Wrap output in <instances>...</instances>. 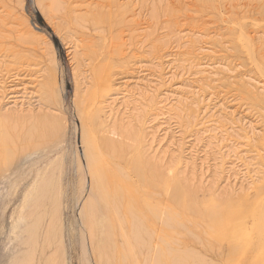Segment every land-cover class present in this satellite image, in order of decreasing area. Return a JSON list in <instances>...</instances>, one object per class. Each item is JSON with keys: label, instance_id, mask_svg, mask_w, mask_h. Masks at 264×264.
<instances>
[{"label": "rangeland", "instance_id": "1", "mask_svg": "<svg viewBox=\"0 0 264 264\" xmlns=\"http://www.w3.org/2000/svg\"><path fill=\"white\" fill-rule=\"evenodd\" d=\"M123 1L128 0H56V7L50 10L49 0H38L37 2L35 0H0V58L6 62L5 67L0 69V80L4 81L5 79L9 88L10 85L19 84L14 81L15 78L39 72L37 74L39 79L33 84L32 82L27 84V93L23 97L24 113L17 114L13 104H10V101L7 102L10 97L5 100L2 106L3 110L0 112V120L7 130L3 145L11 157L15 156L14 170L17 171L21 168L20 157L23 154L35 151L42 154L41 158L45 165L49 162L62 161L64 192L61 198L63 207L60 220L63 229H60L61 232L57 233V240L55 238L53 242L58 245L57 248L61 245L64 247L61 248L66 253L67 264H80L82 251L81 239L78 236L80 227L78 209L83 205L86 192L84 196L80 195L81 180L76 169L80 163L83 166L86 165L81 137L84 125L88 128L90 126L89 129L92 133H95L94 135L98 139L100 138L97 145L100 148V150L97 148L99 168L105 175L109 172V183L112 186L110 191L118 190L120 194H123L127 189H131L140 202L138 207L144 211V214L150 207L160 208L164 205L178 209L177 211L180 210L178 212L179 222L169 220L170 235H164V238L171 240L168 243L174 251L186 252L188 261L185 258V262L187 261V264H240L243 247L239 246H243L246 242L244 241V228L250 221L251 212L249 211H253L264 200V97L251 94L242 87L240 81L242 75L264 81V68H262L264 67V45L256 40L249 50L243 41L244 34L249 37L258 34L264 40V0H235L231 4L226 3L225 0H220L221 3L219 0H215L216 3L211 2L214 0H203L191 6L187 4V8L184 9L189 7L188 13L181 10L182 7H178L181 11L178 9L176 12V0L168 1L169 4L160 3L159 0H141L146 3L143 6L140 5L139 11L142 8L141 11L146 16L144 26L146 28L149 26L147 32L149 35L152 34L148 36V39H144L147 40L144 44L146 53L149 52L150 56H153L151 49L158 45L157 41L160 37L162 39L163 36H166L167 40H162V42H170L174 47L177 45L175 38L179 30L183 29L188 32L197 28V30L205 32V40L220 52L218 61H221L226 68L233 72L222 74L219 70L215 71L221 77L214 76L213 78L215 80L219 78L220 81L211 85V90L218 97L215 103L224 104L229 111L233 112L234 118L231 121L236 134L232 133V136L230 134L231 137L229 134L224 135V138L229 137L231 142L225 140L217 148L213 146L212 150L206 147L207 139L199 144L200 147L198 146L194 154L197 170V179L195 180H191L190 172L186 173L184 165L177 160V169L173 175L178 183L181 182L182 189L188 180L191 183L189 186L193 187L190 190L187 189L188 186L184 189L186 194L193 192L185 198V204H188L187 207L190 208L187 210L178 206L177 201H173L174 194L173 190L170 192V185L158 183V186H147L131 169V156L135 154L136 150H141L144 157L142 160H145V155H152V150L159 148L155 143L153 149L146 150L149 147L146 142L148 139H145V132L142 131L141 125L137 126L133 123L136 125L134 133L138 134L139 139H142L140 143L139 141L138 143L125 141L131 146L117 144L116 148H111L102 141L104 137L101 136L104 135V128L109 124L108 112L103 109L104 102H108L115 96L117 87L126 77L132 76L127 72L128 67L125 66L126 60L130 56V51L126 53V50L133 42L132 31H129L132 25L129 24L131 19L128 12H124V8L119 6V3H123ZM172 6L176 7L175 10ZM152 14L155 16L153 21ZM186 15L188 18H183ZM167 37H171L170 41ZM74 40L79 41L82 48L81 53L76 56L71 49ZM151 45L154 47L152 48ZM124 48L126 49L123 51L124 55L127 56L125 61L121 59L120 54ZM146 55L149 57L148 53ZM253 61L257 62L256 65ZM176 73H180V75H176L171 87H169L170 85H159L162 89H157V91L159 90L158 93H161V97H163L162 95L166 97L167 94L175 104L173 107H168L169 109L172 107L171 112H169L170 110H164V112H167L165 115L169 124L167 127L169 126L171 133L175 136L174 146H171V150L175 157L184 161L189 157V144L184 146L182 144L191 140L187 138L191 132H196V121L194 120L196 109L192 105V101L194 103L198 99L192 95V89L205 81L202 80L199 83L201 76L194 75L187 70H177ZM12 80L13 82H11ZM157 88L159 87L157 86ZM163 91L164 94H162ZM172 102L171 105H174ZM145 105L146 102H143L140 106V114H142L141 110L145 115L147 111L149 113L150 107L148 109L145 107V109ZM30 109L33 113L28 111ZM136 113L138 111H132L129 118L134 119L133 116ZM45 116L49 117L50 122L45 119ZM33 117L35 120L32 119ZM23 119H25L24 122ZM127 120L129 119L125 121ZM239 120L243 121L242 124ZM36 122L40 123L36 125ZM116 123L122 125L120 122ZM245 123L251 124L255 128L253 133L245 129ZM13 134L15 139L12 137ZM162 134L163 132L160 135ZM57 141L60 142V152L54 147ZM162 145L161 150L168 148L170 146L168 139ZM180 145L183 146L180 147L182 150L179 148ZM223 145H229L225 149L226 151L234 149L237 156L241 151L242 155L246 158L249 157L248 160L256 162L254 163L256 169L250 166L249 168L245 166L246 169L245 167L241 168V173H246L247 181L243 180L245 179L244 174L238 173L239 177L235 180L236 185H234L232 193L228 191L230 183L227 185L222 180H215L214 176V164L217 163L215 158L223 156L225 151L220 150ZM200 166L203 167L202 170ZM36 170L34 163L30 162L24 172H20L15 177L14 181L18 183L17 192L16 189H12L9 197L6 186H0L2 193H0V197H2L0 201V246H3L0 247L2 251L0 254L2 253V256H5L6 251L12 245L8 231L12 226V221L17 218L23 204L27 183L32 180V175L36 173ZM202 173L204 174L201 180L199 178ZM141 174L147 176L144 171L140 172V176ZM88 183L89 176H87L86 189H88ZM248 184H250L249 189L247 188ZM226 192L229 193L227 197L225 196ZM188 196L189 198L193 196V199L192 197L189 199L191 203L187 201ZM212 204H217L220 208L221 222H218V219L217 222L209 220V210H211ZM245 204L248 209L243 211L240 222H233L234 209L242 208L241 206ZM2 209L3 211H1ZM126 214L123 226L128 228L132 217L127 210ZM76 220L79 221V225ZM167 220L165 217L160 226L164 227ZM171 223L173 224L172 228L170 227ZM73 226H77L78 229L74 245L71 244L70 237V229ZM120 232L119 229L117 236L121 243ZM241 233L244 234L243 237ZM46 235L52 241L49 234ZM238 244L239 246H237ZM146 250L147 248L138 247L135 251L136 256L132 254L127 264H148L145 262L147 260ZM51 252L52 250H47V257L52 254ZM1 255L0 257H2ZM193 256H198V258L195 260ZM44 258L47 259L46 256ZM1 260L0 258V262ZM91 261L94 262L93 259ZM165 264H171V262L167 261ZM256 264H264V258H259Z\"/></svg>", "mask_w": 264, "mask_h": 264}, {"label": "bare ground", "instance_id": "2", "mask_svg": "<svg viewBox=\"0 0 264 264\" xmlns=\"http://www.w3.org/2000/svg\"><path fill=\"white\" fill-rule=\"evenodd\" d=\"M37 1L38 0H35V2ZM159 1L160 3L166 2L169 4L168 1L170 0ZM176 1V12L179 9V11L184 10L188 13V11H190L189 7L188 9H184L187 8V4H189L188 6H191L195 3L202 2L203 0H178L177 3ZM225 1L226 3L231 4L235 0ZM49 2V7L51 8L50 10L54 9L56 7V0H49ZM172 2H174V0ZM211 2L216 3L217 1L214 0ZM145 3L146 1L141 2V0H128L126 2L123 1V3H119L120 8H124V12H128L131 19L129 24L131 23L130 25L132 26H130L131 28L129 29L131 30L129 31H132L133 42L130 44V46H128V50H126L127 48L124 46L126 49L124 48V50L120 51V54L121 59H124L125 61L127 56L124 55L123 51L126 50V53L127 51H130L129 59H127L128 61L126 60L127 64H124L126 68L128 67L127 72L133 77H126L123 82L121 81L122 83L119 87H117L115 96L108 102H104L103 109L107 110L108 112L109 124L104 128V135L101 136L104 138L101 140L104 141V143H107V145L111 148H116L117 144L119 146L126 144L128 145L127 147H130L131 145L125 143V141L129 143H138L139 141L140 143V140H142L139 139L140 137L138 134L134 133L136 125H141L143 129L142 131L145 132V139H148L146 142L148 143L149 147H147L146 150L153 149V145L155 143H157L159 148L156 150L153 149L152 155H145V160H142L144 157L141 153V150H139L140 152L136 150L135 154L131 156V169L138 174V177H140L141 181L147 186L157 185L158 183L170 185V192L173 190L174 194L173 201H177L178 206H181L182 209L187 210L190 208L187 207L188 204H185V198L189 193L186 194L184 189L187 186L190 187L189 185L191 183H189L188 180V183L183 185L184 189H182V185H180L181 182L178 183L176 177L173 175L177 169V160L181 162L182 165H184V170L186 173L190 172L191 180H195L197 179V170L194 154L196 153V149L198 148L199 144L203 142L204 139H207L206 147H209L212 150L213 146L217 148V146L220 144L222 145L225 140H227V142L229 141V143L231 142V139H228L229 137L227 139L224 138V135L229 134L230 136L231 134L232 136V133L236 134L234 125L231 121L234 118L233 112L229 111L226 105L215 103V101L218 100V97H216V95L213 93V90H211V85L220 81L219 78L217 80L213 78L214 76H219L215 71L219 70L222 74H230L233 72L226 68V66L221 61H218L220 52L215 50L212 45L205 40V32L203 30H197L196 27V29H191L188 32L183 31V29L179 30V33L175 38V43H177V45L174 47L170 42H162V40H167L165 39L166 36H163L164 39H160L161 37L158 38L160 40L159 41L157 39L158 45L155 48H153V44L151 45L153 48L151 49V55L153 56H150V53L147 52L149 56L147 57V53L145 52L146 47H144L145 41L147 40L144 39H148V36H151L152 34L149 35L147 32L149 26L147 28L144 26L146 16L141 11L142 8L139 11L140 5L143 6ZM172 7L174 8L173 10H175L176 7ZM178 7H182L183 9L180 10ZM155 11L154 13L157 15ZM154 17L155 16L152 14V21ZM183 18H188V16L186 15ZM247 36L245 34L243 35V41L249 50H251L252 45L256 40H259V42L264 45V40H262L258 34H254L250 37L249 35ZM167 38L169 40L171 37ZM71 49L73 50V54H75V56L81 53L82 48L79 44V41L74 40L72 42ZM151 50L148 51L151 52ZM255 63L257 62H254V64ZM5 64L6 62L0 58V69L5 67ZM177 70H187L192 72L194 75L199 74L201 79L198 82L200 83L202 80L205 81L201 83L200 86L198 85L196 88L192 89V95L198 99V101H195L194 103L192 101V105L195 106L196 109L194 113L196 132H191V135L187 137L191 140L182 144L183 146L189 144V157L184 161L178 159V157H175L174 152L171 150V146H174L173 141L175 136L171 133L169 126L167 127V125H169L167 117L165 116L167 112H164V110H170L169 112H171V108L175 106V104L170 100V97L167 96V94L165 95L166 97H164V95L161 97V93H158V91L162 89L159 85H170L169 87H171L172 81L176 75H180V73H176ZM37 74H39V72L36 71L31 75L27 74L25 77H14V81L21 85H10V89L8 88L5 79L4 81L3 79L0 80V112L3 110L2 106L5 100L10 97L7 102L10 101L9 103L13 104L17 114L24 113L25 103L23 102V97L27 93L28 88L26 87L28 83L30 84L32 82L33 84L39 79V75ZM240 81L242 87L246 88L251 94L264 97V81L251 78L247 75H242ZM11 82H13V80ZM157 86L159 88H157ZM157 89L159 90L157 91ZM9 91L10 93H8ZM162 94H164V91ZM170 96L172 97V95ZM143 102H146L144 108L147 107L148 109V107H150L148 109L149 113L147 111L146 115L142 112V110V114H140L139 111ZM171 102L174 105H171ZM169 106L172 107L169 109ZM28 111L33 113L31 109ZM132 111H138V113L133 116L134 119L129 118V115H131ZM48 118L49 117L46 118L45 116V119L49 120L48 122H50V119ZM32 119L35 120L34 117ZM126 119L129 120L125 121ZM24 120L25 119H23V122ZM45 122L44 124H46ZM116 122H120L122 125H118ZM240 122V124H242L243 121L241 120ZM38 123L36 122V125H38ZM245 126V129L249 130L250 133L254 132L255 128L251 124L247 125L245 123ZM89 128L84 125L81 137L83 148L82 152L86 167L80 163L76 169L81 180L79 189L80 195L84 196V193L86 192L83 205L78 209L80 227L78 228L79 235H77L81 239L82 251L80 264H127V261L132 254L136 256L135 251L138 249V247H143L145 249L147 248V252L145 254L147 260L145 259V262H148V264H165L167 261L171 262V264H187L186 262L188 261V258L186 252L182 253L174 251L170 243H168L171 240L169 241L164 238V235H170L168 231L170 229L168 225L169 220L179 222L178 212L180 210L177 211L178 209L176 210L173 209V207L164 205L160 208L150 207L144 214V211H141V209L138 207V203L140 202L138 198L135 197L136 195L131 189H127L123 194H120L118 190L115 192L110 191V187L112 188V186H110L109 183V172L105 175L99 168L97 145L99 144L98 140L100 138L98 139V137L94 135L95 133H92ZM17 131L18 129L16 130V133ZM161 132H163L162 135H160ZM6 133V127L0 120V186H6L5 188L8 191L7 196L9 197L11 195L10 192L12 189H16L17 192L18 183L17 181H14V179L20 172H24V169L30 162L34 163L37 170L36 173L32 175V180L27 183L26 191L23 196V204L18 212L17 218L12 221V226L8 231L10 235L9 237H11L10 241L12 245L9 249L5 247L8 249L5 256H2V253L0 254L2 256L0 257L2 259L0 264H67L68 262L66 253L63 252L64 250L62 249L64 247L61 245L59 248H57L58 245L53 242L58 236L57 233L60 231V229H63L61 227L60 220L62 214L61 208L63 207L61 206V198L64 192V188L62 186V170H64L62 161L49 162L45 165V162L42 161L41 158L43 156L38 151L23 155L21 154V168L16 171V169L14 170L13 167L15 156L11 157V154H8V151L6 150L7 148L3 145L4 138L7 135ZM12 137H14V134ZM15 138L16 137H14V139ZM166 139H168L170 146L161 150L160 147L163 146L162 144L165 143ZM183 146L180 145L179 148ZM228 146L229 145H223L220 148L221 151H225H223V156L221 155V158H215L217 163L214 164V176L215 180H222L224 183H227V185L230 183L228 191L229 193H232L233 187L236 185L235 180L239 177L238 173H241L242 171L241 168L245 166L248 168L249 166L251 168H255L254 163L256 162L253 163L251 160H248L247 158L249 157L246 158V156L242 155L241 151L238 152L240 154L239 156H237V152H235L234 149L226 151L225 149ZM54 147L60 152L61 146L59 141H57ZM98 149L100 150V148ZM104 160L105 158L103 161ZM200 169L202 170L203 167L200 166ZM143 171L147 176H143L144 174H141L140 176V172L142 173ZM203 174L204 173H202L199 179H203ZM241 174H244L243 177L245 179H243V177L241 178L244 181H247L245 177L246 173L243 172ZM87 176H89L88 189H86ZM188 187L187 189L190 190L192 185L190 188ZM247 188H250V184H248ZM192 193H190L189 196ZM229 193L226 192L225 196H229ZM189 196L187 201L191 203L189 199L191 197L193 199V196L190 198ZM1 198L2 197H0V201L2 200ZM145 203L147 204L146 201ZM241 207L242 208L237 210L234 209L235 211L232 215L233 222H240L243 211L248 209L246 204ZM126 210L129 211V214L132 217L130 218L131 224L128 228L123 226V221H125L127 215ZM1 211H3V209ZM249 212H251L249 224H247L245 228L243 226L245 233V240H243L246 242L245 244L243 243V246H239V244L237 245L239 247H243L242 260L240 264H256L259 258H264V200L253 211ZM165 217L168 219L167 222L165 221L167 224L162 227L160 224L162 225ZM208 217L210 221L217 222V219L218 222L222 221L220 208L217 204H212ZM76 222L79 225V221L76 220ZM172 225L173 224L171 223V228ZM78 229L77 226H73L70 229L71 244L73 245L76 244L75 234L76 231L78 232ZM119 229L121 230V243L119 242V238L117 236ZM161 233H163V235H161ZM46 234H49V237H51L52 241L49 240ZM243 235L244 234H242V237ZM47 250H52V254H50L48 257ZM240 250H238V252H240ZM148 251L149 254H147ZM44 256H46L47 259H45ZM190 256H192V254H190ZM193 257L195 260L198 258V256ZM185 258H187L186 262ZM91 259H93L94 262H92Z\"/></svg>", "mask_w": 264, "mask_h": 264}]
</instances>
